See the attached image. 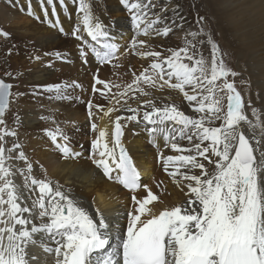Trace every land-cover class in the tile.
<instances>
[{
    "label": "snow or ice",
    "instance_id": "1",
    "mask_svg": "<svg viewBox=\"0 0 264 264\" xmlns=\"http://www.w3.org/2000/svg\"><path fill=\"white\" fill-rule=\"evenodd\" d=\"M71 2L80 14L70 33L80 42L79 59L84 65L93 61L98 65L91 94L108 103L84 102L94 137L89 149L83 145L74 149L71 136L59 124L44 131L62 158L87 160L108 181L126 189L131 210L124 225L119 219L109 220L92 207L94 198L89 203L77 196L74 188L49 177L43 166L39 167L43 174L38 175L19 142L5 147L6 137H17L6 114L23 94L14 91V83L0 78V264H47L49 255L53 264H264V97L261 108L251 107L253 101L229 79L238 73L204 31L203 17L197 19L201 25L197 31H186L184 46L160 50L151 38H167L183 28L178 22L183 17L177 14L178 20H173L166 15L168 7L154 11L153 0H120L132 30L122 45L95 14L91 0ZM47 3L55 15L56 0ZM59 4L67 9L65 0ZM44 15L48 16L46 8ZM48 23L65 32L58 17L55 24ZM0 36L10 34L0 28ZM197 42L210 45V60L203 55L197 58ZM129 54L149 64L139 73L132 72V81L114 93L113 88L121 86L102 79L99 67H120L121 57ZM54 55L64 59L60 52ZM29 59L42 57L33 54ZM5 75L17 78L11 71ZM70 88L83 86L75 81L36 85L31 93L34 98L49 94V100H79ZM165 89L182 94L191 112L186 114L175 102L157 100L151 91ZM121 112L128 114L113 118V113ZM105 118L112 125L111 133L98 123ZM129 123L143 124L154 146L162 140L164 148L175 153L160 151L158 162L181 191L187 189L183 204L154 210L160 197L142 183L141 172L123 144ZM17 160L23 167L14 163ZM36 247L43 257L32 251Z\"/></svg>",
    "mask_w": 264,
    "mask_h": 264
},
{
    "label": "bare ground",
    "instance_id": "2",
    "mask_svg": "<svg viewBox=\"0 0 264 264\" xmlns=\"http://www.w3.org/2000/svg\"><path fill=\"white\" fill-rule=\"evenodd\" d=\"M65 2L67 9L59 4V0H56L55 15H53V6L48 4L47 0L43 2L0 0V28L10 34L7 38L0 36V77L14 83L16 85L14 91L23 94L17 101L11 103L10 110L6 114L8 127L17 131V137H6L7 148H10L13 143H21L26 155L34 162V170L38 175L43 174L39 172V167L43 166L49 177L58 180L66 187L74 188L75 194L89 203H92L94 198L93 208L98 207L109 220L122 219L120 224L124 225L125 215L131 210L129 192L121 185L104 178L89 161L62 158L44 131L54 129L59 124L71 136L74 149L80 150V145L89 149L94 137L90 130L84 102L92 99L94 104L107 105L108 103L107 100L98 96L93 97L91 94L93 73L97 71L98 65L94 61L84 65L79 59L78 44L80 42L70 33L74 27L73 23L76 24L80 20V14L77 5L71 0H65ZM91 3L95 14L109 25V31L113 36L120 39L121 32L123 36L121 38L125 41L131 37L130 17L120 0H91ZM153 3L159 4V8L169 6L167 16L173 20H178V15L183 17V20H178L183 24V28L174 30V34L170 33L167 38H151L153 47L165 50L168 47L184 46L186 31H197L200 28L195 24L194 13L197 10L204 12L208 20L206 28L210 29L209 32H205L210 33L212 38L219 42L222 53L230 56L241 80L247 84L246 86L238 85V90L253 101L251 107H262L264 0H153ZM201 7L204 9L202 10ZM45 8L48 10L47 17L44 15ZM157 8L154 11H159ZM30 11L32 15L29 14ZM57 17L59 25L65 29L64 33H60L58 27L48 23V20H52L55 24ZM216 33H219V36H216ZM84 35L90 41L86 33ZM9 49L12 50L11 54ZM197 50V58L199 55L204 56V50L208 54L204 57L210 60L209 44L203 49V46L197 42ZM55 52H60L64 59H56ZM45 53L53 55L45 56ZM33 54L40 55L42 59L30 60L29 56ZM118 63L120 67L111 65L99 67V75L102 79L121 86L120 89L113 88L114 93L121 91L132 81V72L139 73L147 67L149 60H142L129 54L121 57ZM49 64L51 66H48ZM8 71L17 78L6 76L5 73ZM74 81L81 84L83 88L75 90L70 88L69 93L73 97H79V100H49V94L34 98L31 93L32 87L36 85L71 84ZM151 91L157 100L175 102L186 114L191 112L187 102L182 100V94L177 91L171 89H165L163 92ZM133 106L136 105L133 104ZM251 107L248 108L249 114ZM118 114L127 115L128 113H113V118ZM71 122H75V128ZM98 123L101 127L108 126L111 133L112 125L108 118ZM141 126L144 127L143 124L129 123L124 130L123 144L141 172L142 183L148 184L160 197V200L154 202V210L159 211L165 207L183 204L187 189L181 191L164 172L162 164L158 162L160 151H163L165 155L175 153L170 148H164L162 140L159 142V147L154 146L147 132L141 130ZM181 143L187 146L186 141ZM14 163L23 167L21 161L17 160ZM20 179L17 177L16 182L19 183ZM158 182H162L160 187H157ZM140 194L143 195V193ZM32 250L41 257L44 256L40 249ZM47 264H53L50 255L47 258Z\"/></svg>",
    "mask_w": 264,
    "mask_h": 264
},
{
    "label": "rangeland",
    "instance_id": "3",
    "mask_svg": "<svg viewBox=\"0 0 264 264\" xmlns=\"http://www.w3.org/2000/svg\"><path fill=\"white\" fill-rule=\"evenodd\" d=\"M40 2H41V0H40ZM157 4V3H156ZM157 9H159V4H157ZM168 8H169V10H170V7L168 6ZM201 9L203 10L204 9V7L202 8L201 7ZM155 10V9H154ZM206 10V9H205ZM169 13V11L166 13V15ZM199 17H203L204 18V23H203V27H204V31H210V29H207L206 27H207V15L206 14H204V12H201V11H196L195 13H194V15H193V18H194V21H195V24L198 26V27H201V25H199V24H197V19L199 18ZM175 20V19H174ZM75 21V20H74ZM74 24H75V22L73 23V25L72 26H74ZM207 29V30H206ZM175 30H178V29H175ZM110 34H112V33H110ZM113 35V34H112ZM119 35H120V39H118V37H115L117 40H119V42L123 45L124 43H125V40L124 39H122L121 37H123L122 36V34H121V32L119 33ZM216 36H219V33H216ZM130 38V37H129ZM129 38H127L128 40H129ZM124 42V43H123ZM217 43H219V42H217ZM206 43H204V44H202L201 46H203V49L205 48V46L207 47L208 46V44L207 45H205ZM199 51H201V50H199ZM203 54H204V56H208V54L203 50ZM222 55H223V59L225 60V62L234 70V71H236V72H238V70L234 67V65L232 64V61L230 60V56L228 55V56H226V54H223L222 53ZM229 60V61H228ZM231 62V63H230ZM1 74V73H0ZM230 80H234L235 81V84H236V87H237V89H238V85H242V86H246L247 84H245L242 80H241V78H240V75L238 74L235 78H229ZM236 79V80H235ZM147 173V172H146ZM149 173V172H148ZM147 173V174H148ZM129 200H130V198H129Z\"/></svg>",
    "mask_w": 264,
    "mask_h": 264
},
{
    "label": "water",
    "instance_id": "4",
    "mask_svg": "<svg viewBox=\"0 0 264 264\" xmlns=\"http://www.w3.org/2000/svg\"><path fill=\"white\" fill-rule=\"evenodd\" d=\"M1 78V77H0ZM7 82V81H6Z\"/></svg>",
    "mask_w": 264,
    "mask_h": 264
}]
</instances>
